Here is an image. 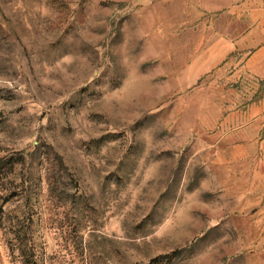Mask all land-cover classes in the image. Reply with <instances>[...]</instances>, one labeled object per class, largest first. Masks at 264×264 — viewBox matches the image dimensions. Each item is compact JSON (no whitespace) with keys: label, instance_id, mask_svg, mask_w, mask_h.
Instances as JSON below:
<instances>
[{"label":"rangeland","instance_id":"obj_1","mask_svg":"<svg viewBox=\"0 0 264 264\" xmlns=\"http://www.w3.org/2000/svg\"><path fill=\"white\" fill-rule=\"evenodd\" d=\"M177 14L0 0V264H264L252 89Z\"/></svg>","mask_w":264,"mask_h":264},{"label":"crops","instance_id":"obj_2","mask_svg":"<svg viewBox=\"0 0 264 264\" xmlns=\"http://www.w3.org/2000/svg\"><path fill=\"white\" fill-rule=\"evenodd\" d=\"M138 4L166 3L168 12H181L190 40L184 67L200 74L231 68L252 91L246 108L232 114L237 131H246L254 155L264 149V0H133ZM173 7V8H172ZM260 137V138H259Z\"/></svg>","mask_w":264,"mask_h":264}]
</instances>
